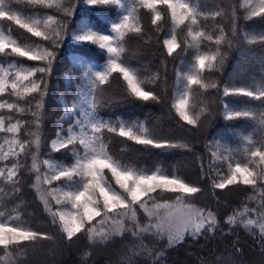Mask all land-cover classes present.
<instances>
[{"label":"snow or ice","instance_id":"snow-or-ice-1","mask_svg":"<svg viewBox=\"0 0 264 264\" xmlns=\"http://www.w3.org/2000/svg\"><path fill=\"white\" fill-rule=\"evenodd\" d=\"M78 3L79 0H0V21L9 25L7 31L0 29V54L37 62L34 66L15 59L0 63V261L22 264L20 257L28 254L30 246L41 239L54 238L26 226L19 204L9 207L18 199L25 170L35 173L31 186L38 192L51 224L67 243H75L80 235L89 246L108 244L116 237L130 236L137 241L127 247L125 264H163L164 249L149 247L145 243L148 239L166 241V247L173 248L186 238L198 240L217 231L226 234L217 213L194 202L202 189L187 182L178 170L137 166L112 151L113 136L145 149L191 150L187 142H173L143 122L119 118L113 121L100 114V109L115 99L104 95V87L114 79L123 85L121 98L161 103L157 88L164 85L167 95L169 60L175 76L170 109L179 118L178 123L183 121L199 129L212 116L215 101L210 96L223 104L225 119L258 122L257 138L242 136L240 148L209 140L205 145L210 156L208 170L201 162L200 178L210 179L213 190L247 186L244 203L233 208L224 223L229 233L234 227H243L264 246V82H226L221 87L209 78L223 69L229 51L236 46L234 41L240 32L237 8L244 9L245 20L264 18V0H243L238 6L233 3L228 32L214 23L225 15V8L205 10L198 0H84L92 6H116L119 15L110 21L106 32L87 23L72 30ZM53 8L57 14H40V9ZM142 10L151 14L152 28L143 26ZM165 22L171 25L167 32L162 31ZM12 25L38 39L21 44L13 36ZM67 38L97 45L106 54L101 67H84L81 63L84 70L75 85L79 94L70 103L62 101L60 120L66 126L56 129L50 152H62L70 162L55 161L50 154L42 158L40 153L49 78ZM243 38L250 45H264V33L245 32ZM131 39L139 41L141 51L150 50L153 44L162 48L161 67L153 70L150 64H134L127 46ZM80 80L86 82V90ZM229 97H246L258 101L261 107L237 109L227 103ZM28 115L31 120L23 119ZM29 159L31 164L26 169ZM165 194L173 198H165ZM141 214L146 218L143 222ZM91 254L86 251L84 258Z\"/></svg>","mask_w":264,"mask_h":264},{"label":"trees","instance_id":"trees-1","mask_svg":"<svg viewBox=\"0 0 264 264\" xmlns=\"http://www.w3.org/2000/svg\"><path fill=\"white\" fill-rule=\"evenodd\" d=\"M205 10H219L225 8L226 13L217 17L214 23L220 24L228 32L231 28V8L235 3L237 6L241 0H198ZM219 6V7H218ZM239 19L237 20L240 29L239 37L235 47L229 51L228 58L220 72L210 74V79L216 80L221 87L227 82L234 81L236 84L247 85L264 82V45H250L244 40V33L258 35L264 33V18L253 17L249 20L243 19L244 9L237 8ZM40 14H57L55 8L40 9ZM119 9L116 6H92L86 5L79 0L76 12L73 16V28L77 21L82 20L99 30L107 31L110 28V21L116 19ZM142 24L145 28H152L151 14L141 11ZM211 23L209 22L210 26ZM8 22L0 21V29L8 30ZM170 23L163 24V32L170 30ZM13 36L21 44L32 43L38 38L31 37L25 30L12 25ZM163 38V37H161ZM129 54L133 57L136 65L150 64L155 70L160 66L163 49H158L155 44L148 51H141L140 43L136 39L128 41ZM106 58L103 50L97 45L82 44L67 38L61 45L57 55L56 63L49 78L48 94L45 97L44 120L42 124L43 142L40 146L41 156L49 157L55 161H64V154L50 152V139L54 136L56 129L64 124L60 120L63 110V102H69L74 97L78 89H75L77 78L82 76L84 67L98 65ZM13 59L26 66H34L37 62L24 58L4 57L0 54V63H8ZM80 61L78 63L77 61ZM172 61L168 63L167 95L164 92V85L157 88L162 96V102H143L134 98H121L123 95V85L119 80H113L104 87L105 97H115L111 104L100 109V114L104 119L115 121L117 118L124 121L143 122L154 128L160 135L171 139L173 142L184 141L191 145V150L176 148L171 150H161L137 145L132 141L118 136L111 137V147L113 153L123 158L126 162L141 167L155 168L157 166L167 169L169 172L178 170L179 174L190 183L200 187L201 192L197 193L194 202L200 207L210 208L217 213V218L221 222V228L225 235L217 231L214 235L201 237L198 240L186 238L183 244L173 248L166 247V241L154 242L152 239L145 240L149 247L164 249L165 259L163 264H264V246L257 242L243 227H234L229 233L228 225L224 219L231 213L233 208L240 207L244 203V198L248 195L245 190L247 186H229L224 190H213L211 180L205 177L201 179V162L205 171L208 170L209 152L205 145L209 140H220L227 142L231 147H242V136L251 135L253 139L258 136V122L244 118L227 120L221 113L223 104L215 96H210L214 100L212 105V116L203 122L199 129L186 125V122L179 121L174 110L170 109V97L174 88L175 76L172 74ZM81 87H85V81L80 80ZM227 100L233 101L238 108L249 107L260 109L258 101H251L249 98L229 97ZM3 111V110H0ZM23 119L31 120V116H24ZM183 125V126H182ZM2 133H0L1 141ZM27 139L28 137H23ZM199 157V159H198ZM3 162H0L2 166ZM30 166V159L26 162V169ZM110 175V173H109ZM33 183V172L24 171L21 182V192L18 199L9 204V207L19 204L22 210V218L26 226L33 230L48 233L53 239H41L35 246H30L28 254L21 256L22 264H125L127 258V247L138 243L130 236L126 238L116 237L108 244H97L89 246L86 238L80 235V239L69 244L60 235L58 229L51 224V218L45 211L39 200ZM165 198H173L171 194H165ZM146 218L141 214L142 222ZM239 249L237 252L236 249ZM90 251L92 254L87 259L84 253ZM0 255H3L0 250ZM143 259V257L141 258ZM0 264L7 262L0 261Z\"/></svg>","mask_w":264,"mask_h":264},{"label":"rangeland","instance_id":"rangeland-1","mask_svg":"<svg viewBox=\"0 0 264 264\" xmlns=\"http://www.w3.org/2000/svg\"><path fill=\"white\" fill-rule=\"evenodd\" d=\"M81 2L83 3V4H85L84 3V0H81ZM243 2V0H241V3ZM87 5V4H86ZM81 23H84L82 20H79V21H77V23H76V25L72 28V30H76V29H78L79 28V26H80V24ZM110 29V28H109ZM108 29V30H109ZM99 30V29H98ZM107 30V31H108ZM101 31H103V30H101ZM106 32V31H105ZM71 39V38H70ZM72 40V39H71ZM105 60H106V58L104 59V61H102L100 64H98V65H92L93 67H101L103 64H104V62H105ZM229 83H235L234 81H231V82H229ZM236 84V83H235ZM85 85H86V82H85ZM238 85V84H237ZM85 90H86V88H85ZM79 94V90H77V93H76V96ZM71 101H69V102H67V103H70ZM227 103L230 105V106H232V107H235V108H237V109H239L237 106H236V104L233 102V101H230V100H227ZM63 112H64V106H63V110H62V112H61V114H60V117L61 116H63ZM221 113H222V115H224V110H223V106H222V109H221ZM59 117V118H60ZM64 126H66V124H64ZM2 136H3V134H2ZM53 138H55V134H54V136L50 139V141H49V144L51 145V140L53 139ZM215 140H217V139H214L213 141H215ZM3 142V140H2V137H1V141H0V143H2ZM233 148H240V146H235V147H233ZM42 158H48L47 156H42ZM30 164H31V161H30ZM34 179H35V173H33V182H34ZM33 184V183H32ZM35 189V188H34ZM35 191H36V189H35ZM36 194H37V196H38V198H39V194H38V192L36 191ZM40 200V199H39ZM42 203V202H41ZM43 205V204H42ZM44 207V206H43Z\"/></svg>","mask_w":264,"mask_h":264}]
</instances>
